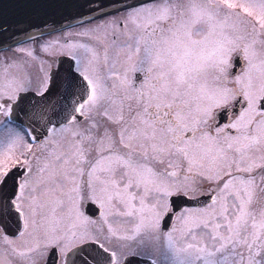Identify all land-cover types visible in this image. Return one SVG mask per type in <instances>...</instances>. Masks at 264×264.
<instances>
[{
    "label": "snow or ice",
    "instance_id": "1",
    "mask_svg": "<svg viewBox=\"0 0 264 264\" xmlns=\"http://www.w3.org/2000/svg\"><path fill=\"white\" fill-rule=\"evenodd\" d=\"M75 3L0 57V264H264V0Z\"/></svg>",
    "mask_w": 264,
    "mask_h": 264
},
{
    "label": "water",
    "instance_id": "2",
    "mask_svg": "<svg viewBox=\"0 0 264 264\" xmlns=\"http://www.w3.org/2000/svg\"><path fill=\"white\" fill-rule=\"evenodd\" d=\"M27 2L28 0H5L6 7H8L9 3H11L12 6L8 7V24L6 25V27H8V32L0 36V49L6 48V46L16 45V43H14L16 40L21 42L26 41L27 37L20 29L31 32L33 36H38L37 32L29 28L30 23L37 24L47 32L52 28L58 29L60 25H63L64 28L70 25L74 26L84 19V17H77L74 15L76 11L81 10L78 8L75 0H56V2L62 4L63 7L54 12H50L46 16L31 15L29 10L25 7ZM104 2L108 3L109 0H104ZM128 2L132 3L133 0H128ZM87 8L88 4L85 2V6L82 10L87 12ZM44 22H46V24Z\"/></svg>",
    "mask_w": 264,
    "mask_h": 264
},
{
    "label": "rangeland",
    "instance_id": "3",
    "mask_svg": "<svg viewBox=\"0 0 264 264\" xmlns=\"http://www.w3.org/2000/svg\"><path fill=\"white\" fill-rule=\"evenodd\" d=\"M70 30H77V29H75L74 27H72V28H65L64 29V31L65 32H67V31H70ZM61 33L59 32V31H56V32H54L53 33V36H59ZM51 37H48V36H45L44 37V39H50ZM30 43V42H29ZM29 43H27V44H24V45H21L20 47H27L28 46V44ZM17 48H14V49H10V50H8V51H3V52H1L0 53V57H4V56H12L13 55V52L16 50ZM32 73H33V76L34 77H38L39 76V69H38V67H33V69H32ZM35 83H38V80H35L34 81V84ZM161 259H162V257H161Z\"/></svg>",
    "mask_w": 264,
    "mask_h": 264
},
{
    "label": "flooded vegetation",
    "instance_id": "4",
    "mask_svg": "<svg viewBox=\"0 0 264 264\" xmlns=\"http://www.w3.org/2000/svg\"><path fill=\"white\" fill-rule=\"evenodd\" d=\"M67 28H69V27H67ZM65 29V28H64ZM30 41H24V42H22L20 45H12V46H10V47H6V48H3V49H0V53L1 52H3V51H8V50H10V49H14V48H17V47H20L21 45H24V44H27V43H29ZM4 119V117L3 116H0V121H2Z\"/></svg>",
    "mask_w": 264,
    "mask_h": 264
}]
</instances>
